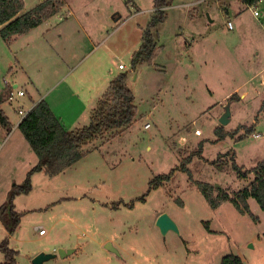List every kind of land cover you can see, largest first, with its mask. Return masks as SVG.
Here are the masks:
<instances>
[{"label":"rangeland","instance_id":"rangeland-1","mask_svg":"<svg viewBox=\"0 0 264 264\" xmlns=\"http://www.w3.org/2000/svg\"><path fill=\"white\" fill-rule=\"evenodd\" d=\"M41 1L25 0L24 12ZM154 2L74 0L93 41L77 25L61 40L54 35L56 17L10 42L0 35V95L7 85L18 84L12 98L1 104L13 127L0 123V205L38 162L18 127L19 110L30 109V95L42 93L50 100L66 77L64 87L70 84L75 90L81 87L83 70L99 69L113 75L127 72L137 105L129 126L85 145V156L63 172L32 174V190L15 199L16 209L24 212L10 237V246L18 251L16 264H34L43 252L56 254L45 264H220L230 253L245 264H264V210L258 201L248 199L254 219L231 200L211 207L194 184L205 181L233 193L254 175L239 178L232 161L224 169L213 161L230 150L245 169L264 159V0L254 5L245 0H173L165 8V20L152 27L158 54L133 69L132 54L142 43ZM110 3L111 12L106 9ZM85 4L91 9L88 16ZM228 19L234 29L228 28ZM19 89L26 95L19 96ZM70 93L65 91L74 102ZM228 104L231 120L223 125ZM90 119L82 118L78 127ZM216 128L237 133L220 137ZM190 155V173L177 169L172 180L150 190L152 178ZM163 214L177 229L162 231L158 220ZM6 235L0 221V241ZM60 249L74 251L62 257ZM4 259L0 249V261Z\"/></svg>","mask_w":264,"mask_h":264},{"label":"trees","instance_id":"trees-1","mask_svg":"<svg viewBox=\"0 0 264 264\" xmlns=\"http://www.w3.org/2000/svg\"><path fill=\"white\" fill-rule=\"evenodd\" d=\"M245 1L249 5H254L261 0ZM172 4L173 0H155L154 14L144 30L142 43L132 54L133 69L142 61L152 62L158 54L160 47L152 27L165 20V8ZM63 5V0H43L24 12L25 0H0V25L3 26L0 28V35L5 40L11 41L14 37L53 18L60 12ZM128 79V73L121 72L110 81L106 91L91 112L90 123L83 127L68 129L45 98L36 102L19 122L18 127L36 152L38 162L28 172L22 184L13 185L7 200L0 205V221L7 231V235L0 241V249L5 256L4 261H0V264L17 263L18 251L10 246V237L20 225L24 212L16 209L15 199L17 195L29 193L32 190V174L37 171H45L53 176L63 172L85 156L86 151L83 149L85 145L99 136H104V133L109 130L115 129L118 133L134 121L137 105L135 104V95L128 86ZM13 90L12 86L7 85L0 95V123L9 128H12L13 124L1 108V104L12 98ZM231 98H235V94ZM253 129L254 126H250L248 131ZM216 130L220 137H225L228 133L235 136L237 133V130L227 132H223L219 128ZM239 138H243V135H239ZM235 157L234 151L230 150L220 155L213 163L220 169H224L232 161V167L236 170L239 178H249L253 174V179L242 189L230 193L209 182L194 180V184L204 194L211 207L218 208L223 202L231 200L240 212L248 213L257 219L250 209L248 199L254 197L264 210V159L253 168L245 169L237 163ZM191 158L192 155L185 157L176 168L152 178L150 190L158 189L165 181L172 180L177 169L190 173L188 162L191 161ZM140 200L145 201L146 194L140 196ZM177 200L181 204L183 203L180 198ZM130 205L133 206V204ZM207 227L209 228L208 223ZM220 264H245V262L241 256L230 253L223 257Z\"/></svg>","mask_w":264,"mask_h":264},{"label":"crops","instance_id":"crops-1","mask_svg":"<svg viewBox=\"0 0 264 264\" xmlns=\"http://www.w3.org/2000/svg\"><path fill=\"white\" fill-rule=\"evenodd\" d=\"M63 1H64V5L61 7L60 12L54 16V17H56V20H55L56 23H54V25H57L56 26L57 30H56L54 35L59 37L61 40L67 39V36L69 34H71L70 26L77 25L80 29L85 30L84 34L88 38V40L93 41V38H92V35L90 32L92 30L88 29L87 22H85L81 18L80 14L75 9L74 0H63ZM109 1L111 2V0H109ZM112 7L114 10L113 4L110 3L108 8H106V9L111 12ZM89 8H90L89 4H85L84 13L86 16H88L89 11H91V9H89ZM153 10H154V8H153ZM143 11L144 10H142V9L137 10L134 14L138 15V14L142 13ZM226 14L229 17V14L228 13H226ZM119 16H121V15H119ZM119 16H117V18L115 20H117L119 18ZM45 22H49V20H47ZM2 27L3 26L0 25V28H2ZM33 29H35V28H33ZM229 29H234V27L229 28ZM30 31H28V32H30ZM21 35H18V36H21ZM18 36L14 37L11 41L16 40L18 38ZM120 64H122V63H120ZM50 72L57 75V74H61L62 71L52 70ZM68 72H69V70L67 71L66 74H68ZM92 73H95V76L93 78L88 77ZM119 73H121V72H119ZM119 73H117L116 75H113V73H110L107 70L101 72L99 69L98 70L97 69H85V70H83V74H82L83 77H81V79H80L81 80L80 81L81 87L76 86L75 90L73 89L72 86H70V84H69V86L67 84L65 87L63 85L64 81L67 80L69 76L66 77L65 79H63L65 75L59 76L57 81H56V84L60 80H62V79L63 80L52 91V92H56V90H58V92L55 95H53L50 100H47V101L50 104L53 111L56 113V115L58 117H60V119L64 123V125L67 127V122L69 121V124L71 125L70 129H74V128L78 127V124H80V122H81L80 120L82 118H85V117L91 118V112H92L93 108L96 107L98 100L106 91L110 81L115 76H117ZM33 84L34 85L36 84V86H39L37 82H33ZM17 86H18V84L16 83L13 87L16 88ZM37 89L39 90V88H37ZM67 90L71 92L70 93L71 99H73L74 102H72L68 97H66L65 91H67ZM25 95H26V92H25ZM244 95H245V93H243V97H244ZM30 98H31L30 108H32L36 102L43 99V95H42V93H40L39 97H37V98H34V96L30 95ZM69 115L71 117H73L72 120L70 118H69V120L67 119L68 117H66V116H69Z\"/></svg>","mask_w":264,"mask_h":264},{"label":"water","instance_id":"water-1","mask_svg":"<svg viewBox=\"0 0 264 264\" xmlns=\"http://www.w3.org/2000/svg\"><path fill=\"white\" fill-rule=\"evenodd\" d=\"M230 117H231L230 105L228 104L226 106V111H225V113L223 114V116L221 118V123L223 125L228 124L230 122V120H231ZM217 186H219V185H217ZM158 225L161 227L163 232H166L169 228L177 229V226H176L175 222L167 214H163L159 218ZM106 246L109 249H115L110 242H108L106 244ZM73 251L74 250H72V249H70V250L60 249L59 250V254H60V256L65 257V256L69 255L70 253H72ZM55 256H56V254H54V253H44L43 252V253L38 254L34 258L33 263L34 264H45V262L47 260H49L50 258H53Z\"/></svg>","mask_w":264,"mask_h":264},{"label":"built area","instance_id":"built-area-1","mask_svg":"<svg viewBox=\"0 0 264 264\" xmlns=\"http://www.w3.org/2000/svg\"><path fill=\"white\" fill-rule=\"evenodd\" d=\"M254 14L256 15V16H259L260 15V12H259V10L258 9H255L254 10ZM227 15V14H226ZM227 17H228V15H227ZM229 18V17H228ZM227 23H228V27L229 28H233L234 27V24H233V22H232V20H227ZM125 65L124 64H120L119 65V68H121V69H125ZM17 94L19 95V96H24L25 95V91L23 90V89H19L18 91H17ZM31 109V108H30ZM28 111L29 110H26V111H24V110H22V109H20L19 110V113H20V115H21V120L23 119V117L28 113ZM20 120V121H21ZM147 126H148V124H147ZM196 133L197 134H200L201 133V131L199 130V129H196ZM256 136L258 135V134H255ZM42 232H43V230H41Z\"/></svg>","mask_w":264,"mask_h":264},{"label":"bare ground","instance_id":"bare-ground-1","mask_svg":"<svg viewBox=\"0 0 264 264\" xmlns=\"http://www.w3.org/2000/svg\"><path fill=\"white\" fill-rule=\"evenodd\" d=\"M41 233H42V231H41Z\"/></svg>","mask_w":264,"mask_h":264}]
</instances>
